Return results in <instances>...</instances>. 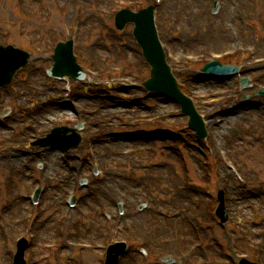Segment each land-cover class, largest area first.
<instances>
[{"label":"rangeland","instance_id":"obj_1","mask_svg":"<svg viewBox=\"0 0 264 264\" xmlns=\"http://www.w3.org/2000/svg\"><path fill=\"white\" fill-rule=\"evenodd\" d=\"M111 1L119 0H81L82 8L76 10L72 0H26L30 11L37 8L38 11L36 18L25 21L14 12L15 0L13 2L0 0V19L15 23L13 29L6 27L7 23L1 25L0 42L2 44H12L21 49H27L20 39V34L24 31L41 36L43 41H48L53 35L66 40L69 37L66 28L70 27L72 21L79 19L82 28L78 52L87 59L89 55L95 62V68L90 67L89 65H92L90 61L83 58L86 61L84 67L90 68L92 72L97 71L98 68L107 69L109 73V75L104 74L102 71L103 77L97 74L91 78V81L87 77L83 81L47 79L44 71L51 66V61L46 56L33 54L30 60L33 67L28 65L25 73L30 74V84L38 87L39 92L31 91L30 84L24 85L18 80L17 86H13L2 95L7 96L8 102H5L7 106L12 107L13 103H17L12 108L13 114L8 119L0 121V138L8 140L12 137L10 143L5 140V146H0V178L6 177L15 183L13 195L17 197V203L11 213L7 214L0 192V264H9L11 254L14 252L11 240L19 233L25 232L26 227L21 224L23 223L21 218L25 209L30 208V205L28 206L25 202V196L31 190V183L37 182L36 165L41 157H46L49 165H51L52 157L64 162V165L58 166L56 170L51 168L54 173L50 169L46 173L55 180L50 182V189L46 194L49 221L45 220L36 227V231L39 229L38 242L42 245L59 239L57 238L59 224L57 218L65 211V207L61 205V198L64 197L65 192L73 189V176L83 159H86L87 163L95 160L101 174H106L107 179L104 184L98 185V193L86 201L87 207L92 210L93 231L88 233L83 228L80 242L102 244L104 239L109 238L108 226L114 222L111 221L104 226L101 224L105 221L98 215L99 206L102 200L107 201L112 215H116V209L114 210L112 203L114 196H124L128 200V208L122 218L116 219L118 228L125 227L124 236L136 237L137 232L144 238L146 235L149 239L153 237L174 240L175 243L166 247L165 250L181 258L177 255L184 252L195 241L192 231L186 224L187 218L199 213L198 225L205 232L206 244L196 255L201 256V260L206 254L212 258L226 259L225 255L231 254L229 246L237 241L232 242L233 231L230 225L220 227L218 221L211 216L212 208L217 202V191L225 190L227 199L233 201L229 205L230 211L234 209V205L245 209L248 214H256L255 208L259 212L264 211V114L260 107L251 108L248 112L242 111L239 116L231 117L223 125L221 132L217 133V137L222 140V142H216L217 147L223 150L225 141L227 149L225 154L237 161L236 169L241 173V177L248 182L259 175L263 180L256 188L247 189V192L252 190L250 194L248 193L251 196L249 201L244 199V202L238 203L237 192H247L245 189L237 188L236 191L235 187L223 186L220 177L234 178V176L232 173L230 175L226 173L224 168L226 161L220 158V164L215 158L217 152L221 150L211 151L210 137L198 143L187 127V119L179 116L177 106L166 102L164 104L160 98H149L141 86L136 87L149 78L150 68L142 59L140 49L131 37V27L127 26L119 34L113 26L114 17L108 18L105 15V11L111 8ZM222 1L223 5L215 15H212L210 0H198L196 4H189V0H164V4L158 11L159 31L171 61L169 62L173 67V73L179 77L185 89L184 92L190 91L191 87L195 89V95H199L200 92L238 90V78L214 82L202 79L199 70L207 60L201 64L185 62L188 55H203L204 51L221 53L233 47L230 32L237 31L241 26L236 16L237 8L244 9L245 15L252 14L257 8H262L259 14L261 21L264 22V6L257 5L258 1L264 3V0ZM236 4L237 8H235ZM190 8L195 10L192 15L189 14ZM170 20L175 21L173 28H165ZM256 22L249 19L246 24L250 26ZM194 26L198 27L197 31L191 30ZM177 30H180V33ZM240 38L243 44L257 49V56L264 55V37H261L255 28L251 29L248 36L243 35ZM242 58V55H237L223 62L234 64L237 61H243ZM245 67L260 68L249 67V65ZM109 68L119 69L120 72L113 75ZM262 72L263 74H247V76L254 77L255 83L262 85L264 71ZM22 75L23 73L19 74L20 77ZM122 76L135 86L127 85L128 80L120 82L109 80L110 77ZM191 80L196 86L189 83ZM35 96L40 99L38 103L34 101ZM213 104L218 106L217 101ZM214 105V109L217 110ZM212 110V107H208V111ZM85 113L86 116L89 115V118L84 116ZM31 117L36 124L40 123L38 129L42 131L58 123L72 127L76 125L78 118L84 117L87 131L93 132L94 149L92 147L88 149L87 136L80 132L84 143L76 149V152L69 154L46 149L42 150L41 155L34 156L27 145V141L31 138L25 136L28 133L25 126L30 124ZM136 120L139 123L135 125L133 122ZM4 124L12 128L5 129L2 127ZM145 133L144 137H140V134ZM104 134L111 137L105 144L107 147L99 141L104 138L102 137ZM31 135L28 133L29 137ZM211 136L214 139V134ZM9 145L12 146L8 149V158L16 165L15 169L2 166L8 161L5 158V151ZM206 155L209 156L208 159ZM204 161L207 162L206 165L203 164ZM88 169L90 171V164ZM67 178H69V185L63 186ZM231 181L235 180L228 182ZM235 183L239 185L236 181ZM145 199L152 201L154 209L152 212L137 210V205L146 202ZM58 201L60 207L51 209L50 202L58 203ZM157 206L169 208L172 215L180 214V218L173 221L160 218L155 213ZM62 225L66 224L62 223ZM46 226V229L42 228ZM64 238L74 240L73 235L70 234L69 238L64 236L59 241L62 242ZM237 239L239 240V237ZM4 242H9V246L3 247ZM68 245L70 248L67 252L72 248V244ZM244 250L245 246L238 247V253H243ZM130 252L129 257L126 258V264H158L154 259L146 262L141 260L137 254L138 248L135 246ZM196 261V258L192 259L188 264H200ZM86 262L102 264L101 253H84L82 263L73 260L71 264H86ZM33 264H60V262L54 260L42 262L36 257Z\"/></svg>","mask_w":264,"mask_h":264},{"label":"bare ground","instance_id":"obj_2","mask_svg":"<svg viewBox=\"0 0 264 264\" xmlns=\"http://www.w3.org/2000/svg\"><path fill=\"white\" fill-rule=\"evenodd\" d=\"M59 161V159H55V158H51V162H52V168L55 169L56 163ZM10 165H12V163H10Z\"/></svg>","mask_w":264,"mask_h":264},{"label":"water","instance_id":"obj_3","mask_svg":"<svg viewBox=\"0 0 264 264\" xmlns=\"http://www.w3.org/2000/svg\"><path fill=\"white\" fill-rule=\"evenodd\" d=\"M203 72V71H202Z\"/></svg>","mask_w":264,"mask_h":264}]
</instances>
